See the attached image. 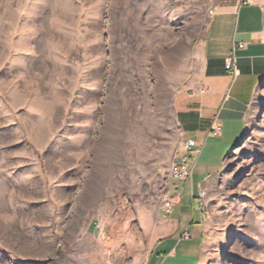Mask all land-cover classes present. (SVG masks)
I'll use <instances>...</instances> for the list:
<instances>
[{"label": "rangeland", "instance_id": "1", "mask_svg": "<svg viewBox=\"0 0 264 264\" xmlns=\"http://www.w3.org/2000/svg\"><path fill=\"white\" fill-rule=\"evenodd\" d=\"M216 1L0 0V264L142 263ZM239 126L198 141L204 264H264V79Z\"/></svg>", "mask_w": 264, "mask_h": 264}, {"label": "crops", "instance_id": "2", "mask_svg": "<svg viewBox=\"0 0 264 264\" xmlns=\"http://www.w3.org/2000/svg\"><path fill=\"white\" fill-rule=\"evenodd\" d=\"M211 8L198 44L199 75L175 110L181 137L197 141L207 136L216 114L219 134L225 122H240L236 133L242 135L264 79V0H217ZM233 51L236 73L225 68ZM195 170L196 164L185 179L170 176L173 180L166 184L163 200L170 198L172 206L167 210L162 200L157 215L147 224L151 243L141 264H204L208 260V215L199 203L210 175L197 178Z\"/></svg>", "mask_w": 264, "mask_h": 264}, {"label": "built area", "instance_id": "3", "mask_svg": "<svg viewBox=\"0 0 264 264\" xmlns=\"http://www.w3.org/2000/svg\"><path fill=\"white\" fill-rule=\"evenodd\" d=\"M212 12V8L209 9V13ZM262 27L264 30V21L262 23ZM238 46H243L242 43H237ZM235 45L234 47H236ZM234 51L230 56H228L225 60V68L233 70L234 73L237 72V65H236V57H235ZM211 125L208 129L207 135H218L221 130V123L219 121L218 115L216 114L214 119L210 122ZM200 143L196 140V138H188L186 139L181 147V151L176 154L172 166H171V174L170 176L176 179H185L187 177H190L192 173V167L196 162L197 155L200 152ZM203 191L200 193V196L203 197ZM165 208L167 210H170V207L172 206L171 199L166 197L162 201ZM199 208L204 210L206 213H208V210L206 209L203 201L199 203ZM185 237H188V234H184Z\"/></svg>", "mask_w": 264, "mask_h": 264}]
</instances>
